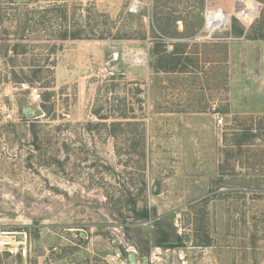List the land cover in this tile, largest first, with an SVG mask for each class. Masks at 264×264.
<instances>
[{
	"label": "rangeland",
	"instance_id": "1",
	"mask_svg": "<svg viewBox=\"0 0 264 264\" xmlns=\"http://www.w3.org/2000/svg\"><path fill=\"white\" fill-rule=\"evenodd\" d=\"M129 253L264 264V0H0V264Z\"/></svg>",
	"mask_w": 264,
	"mask_h": 264
},
{
	"label": "built area",
	"instance_id": "2",
	"mask_svg": "<svg viewBox=\"0 0 264 264\" xmlns=\"http://www.w3.org/2000/svg\"><path fill=\"white\" fill-rule=\"evenodd\" d=\"M256 12V11H255ZM255 12L254 13H243L242 12H236L235 15L236 17L239 19V20H247L249 23L252 22L253 20V17H255ZM222 12H220L221 14ZM228 22L227 23H224L223 22V19H221L220 17H218V13H215V14H211V15H208L207 18H206V26H207V29L209 28L210 30L212 31H215L217 29H221L223 27V25H229L230 24V16L227 20ZM30 94L32 96V99L35 100V101H39L41 100L42 98V92H41V86H40V83L37 82L36 84L32 85L30 87ZM224 122V117L221 116V115H218L217 116V124L218 125H222ZM121 257V254L118 253L116 256L113 255V258L114 259H119Z\"/></svg>",
	"mask_w": 264,
	"mask_h": 264
},
{
	"label": "trees",
	"instance_id": "3",
	"mask_svg": "<svg viewBox=\"0 0 264 264\" xmlns=\"http://www.w3.org/2000/svg\"><path fill=\"white\" fill-rule=\"evenodd\" d=\"M61 38L66 40V39H69V38H71V39H78V38L81 39V38H85V37H80V35L77 36L76 33L70 34L68 31H65L63 34H61ZM16 53H17V51L16 52L14 51V54H16ZM174 65H176V64H174ZM173 68H175V67H173ZM146 215H148V212H146Z\"/></svg>",
	"mask_w": 264,
	"mask_h": 264
},
{
	"label": "water",
	"instance_id": "4",
	"mask_svg": "<svg viewBox=\"0 0 264 264\" xmlns=\"http://www.w3.org/2000/svg\"><path fill=\"white\" fill-rule=\"evenodd\" d=\"M115 71H117V70H115ZM35 114L39 115L40 111L39 110L35 111ZM128 260H129V262L131 264H136L137 263V257H136V255L134 253H129L128 254Z\"/></svg>",
	"mask_w": 264,
	"mask_h": 264
},
{
	"label": "bare ground",
	"instance_id": "5",
	"mask_svg": "<svg viewBox=\"0 0 264 264\" xmlns=\"http://www.w3.org/2000/svg\"><path fill=\"white\" fill-rule=\"evenodd\" d=\"M255 11H256V10H255ZM255 11L250 12V13H254ZM218 17H220L221 19H223V22H224V23H227V22H228V21H227V20H228V17H227V15H226L225 13H223V12H222L221 14L218 13Z\"/></svg>",
	"mask_w": 264,
	"mask_h": 264
}]
</instances>
